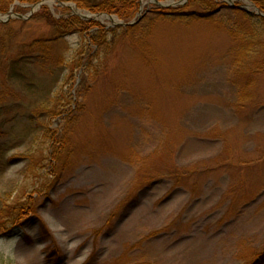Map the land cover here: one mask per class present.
<instances>
[{"label": "rangeland", "instance_id": "rangeland-1", "mask_svg": "<svg viewBox=\"0 0 264 264\" xmlns=\"http://www.w3.org/2000/svg\"><path fill=\"white\" fill-rule=\"evenodd\" d=\"M193 1L168 11L186 20L153 0L133 28L81 19L117 34L44 60L47 19L92 12L0 14V264H264V29Z\"/></svg>", "mask_w": 264, "mask_h": 264}, {"label": "trees", "instance_id": "trees-1", "mask_svg": "<svg viewBox=\"0 0 264 264\" xmlns=\"http://www.w3.org/2000/svg\"><path fill=\"white\" fill-rule=\"evenodd\" d=\"M40 1L41 0H0V14L7 13L10 10V7L15 2H19L21 4H26V5H34L39 3ZM60 1L68 2L70 0H60ZM73 1H75L79 7L86 9L92 13H105L108 15H114L126 23L131 22L136 17L138 8L140 6L139 5L140 0H73ZM249 1H251L264 15V0H249ZM237 4L239 5V3ZM194 6L202 8L206 13L214 12L220 7V6L215 7L214 3L211 0H206V1L194 0L193 2H191V4L187 5V7H194ZM170 9H164L165 13H163V15L173 16L175 18L182 20H186L195 16V12L185 13L178 11V9H176L173 12H168ZM229 12H231L234 15L242 14V16L245 19H250L254 21V23L257 22L256 25H258L261 29H264V17H259L254 14L242 12L237 8H234L233 10H229ZM47 20L55 28V30L57 31V35L55 36V39L50 41L47 40L36 41L34 47L29 49L31 53L34 52V54L38 56L36 58H38L39 60L48 59L47 53L52 48V44L63 39L66 35L71 34L73 31L84 32V34L88 37L89 42L91 43L89 44V46H87L86 44L84 50L88 56H91L93 52H98L99 49L101 50L102 48H106L110 43V41L112 40L111 36L117 34L116 32L117 30H106L103 26H100L97 23H88L77 17L70 19L64 18L59 20L52 18ZM93 47L94 49H96L95 51L93 50ZM25 57L27 58V56L24 55L21 59H19V62L23 63L24 60L26 59ZM54 115L59 116L56 113H54ZM64 119L65 118H62L61 120ZM49 139L51 140V144L53 145V148L57 147L58 141L59 143H61L62 141V139L58 137V131H55L52 136L50 135ZM55 153H57V151ZM259 258L264 259V253H262L257 258V260H259ZM256 261L255 263L258 262Z\"/></svg>", "mask_w": 264, "mask_h": 264}, {"label": "water", "instance_id": "water-1", "mask_svg": "<svg viewBox=\"0 0 264 264\" xmlns=\"http://www.w3.org/2000/svg\"><path fill=\"white\" fill-rule=\"evenodd\" d=\"M56 1L59 2V0H56ZM153 1L159 8H170L171 6H174L173 4L160 2L158 0H153ZM188 1L189 0H183L180 3L175 4V6H177V5L178 6H181V5L183 6ZM46 2H47V0H43L40 3H38L37 5L32 6L31 8H32L33 12L36 11V10H39L43 5L46 4ZM227 2H228V6L229 7H231V8L235 7L234 0H227ZM61 5L64 6V7H71V5L64 4V3H61ZM237 8L239 10L244 11V12L253 13V14H256L258 16L264 17V15L259 12L258 8L255 5H242V6H237ZM252 8L254 9V11L251 10ZM221 10H222V7L219 8L218 10H216L215 12H213L211 15H215V14L219 13ZM77 14L79 15V17H81L82 19H85V20L91 19L92 16L95 17L96 19L98 17H107V18H109L111 20V22L113 23V26L131 27L134 24H136V23L125 24L123 22L118 21L115 17L109 16V15H106V14L93 15L91 13H88L87 15H82V14H79L78 12H77ZM17 17L21 18V19H25L23 16H20V15H17ZM4 20H10V17L5 18ZM4 20L2 19L1 15H0V21H4Z\"/></svg>", "mask_w": 264, "mask_h": 264}]
</instances>
